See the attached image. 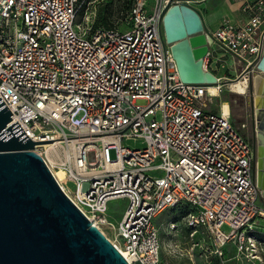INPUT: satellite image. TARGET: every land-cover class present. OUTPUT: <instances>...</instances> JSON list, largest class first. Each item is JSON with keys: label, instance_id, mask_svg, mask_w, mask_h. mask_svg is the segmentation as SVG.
I'll use <instances>...</instances> for the list:
<instances>
[{"label": "built area", "instance_id": "1", "mask_svg": "<svg viewBox=\"0 0 264 264\" xmlns=\"http://www.w3.org/2000/svg\"><path fill=\"white\" fill-rule=\"evenodd\" d=\"M129 1L128 25L115 29L93 28L87 11L77 22L79 0H0V99L12 113L4 128L17 120L32 141L53 139L32 150L100 230L113 226L110 199L126 198L111 242L129 264H170L160 257L153 219L176 207L189 236L203 232L211 241V253L223 256L231 243L237 255L253 258L262 247L257 232L264 233L254 151L240 131L245 124L208 103L210 85L218 94L227 81L249 80L257 70L264 0H235L240 16L207 28L203 67L217 64L208 69L217 78L210 85L179 79L161 30L170 0ZM228 68L236 74L227 76ZM135 138L140 146L124 144ZM47 149L68 152L64 179Z\"/></svg>", "mask_w": 264, "mask_h": 264}, {"label": "water", "instance_id": "2", "mask_svg": "<svg viewBox=\"0 0 264 264\" xmlns=\"http://www.w3.org/2000/svg\"><path fill=\"white\" fill-rule=\"evenodd\" d=\"M179 79L215 84L203 67L208 50L201 11L171 0L161 16ZM256 68L264 74V45ZM254 177L264 203V75L254 89ZM0 99V264H129L105 234L62 191L32 141ZM4 128V129H3Z\"/></svg>", "mask_w": 264, "mask_h": 264}, {"label": "rangeland", "instance_id": "3", "mask_svg": "<svg viewBox=\"0 0 264 264\" xmlns=\"http://www.w3.org/2000/svg\"><path fill=\"white\" fill-rule=\"evenodd\" d=\"M235 0H199L192 4L197 7L203 16V20L208 29L214 28L221 21L223 17L237 18L240 13L238 7L240 3H235ZM80 8L77 13L76 21L80 24L84 19L86 11L94 15L92 27H105L111 26L115 29H124L127 27L126 17L128 10L121 9V0H79ZM152 4V0H148L147 5ZM97 23V25H95ZM219 54L222 57L230 58V53L220 50ZM216 62L210 63V68L216 70ZM222 73V71H219ZM227 76H234L236 71L228 68ZM264 75L262 72L254 70L250 83L245 93H238L231 91L222 86V90L209 101V108L217 111L220 108V103L223 100L228 102L230 109L231 119L234 124L240 126L241 133L251 141L254 137V131L251 127L253 115L251 106L249 105L250 95L254 92L253 78L258 75ZM243 79V78H242ZM248 81V79H246ZM157 119L160 118V113L156 115ZM125 145L140 146L141 139H126ZM110 156L114 157V151L110 150ZM262 202V199H260ZM126 206V198L122 196L114 197L108 202L106 209V217L110 223L101 225V230L105 236L110 240H114L116 234L115 226L120 219L122 212ZM182 211L176 208H168L162 211L154 221L158 226V236L160 240V257L167 260L170 264H264V233L257 232L258 238L261 241L262 247L257 248V256L253 258L244 257V255H237L235 247L232 245L226 246L223 249V256H218L209 251L211 248V241L202 232H197L193 236H189V229H187L183 221ZM173 219L176 228L168 229L167 223L169 219ZM264 220H260L258 228L264 230Z\"/></svg>", "mask_w": 264, "mask_h": 264}, {"label": "bare ground", "instance_id": "4", "mask_svg": "<svg viewBox=\"0 0 264 264\" xmlns=\"http://www.w3.org/2000/svg\"><path fill=\"white\" fill-rule=\"evenodd\" d=\"M256 71L259 72L258 69ZM261 79H262V75L261 74H258V75H256L253 78L254 89H257V88L259 89ZM249 83H250V79L247 81L246 79L237 78V79H234V80H231V81H227L226 82V87H228V89H230L231 91H234V92H238V93H243L244 92L245 93L246 89L248 88V84ZM215 86H217V85H210V90L215 95H217ZM220 107L222 108L223 112L229 111V106H228V103H227L226 100L221 101ZM46 154H47V156L49 157V159H50V161L52 163H58L59 164V168L58 169L55 168L53 170L54 174L58 178L64 179L65 178V174H66V170L60 164H62V162H63V161L61 162L62 157L69 158L68 152L66 150H63V151L62 150H53V152H50L47 149ZM121 253H122V255H124V252H121Z\"/></svg>", "mask_w": 264, "mask_h": 264}, {"label": "flooded vegetation", "instance_id": "5", "mask_svg": "<svg viewBox=\"0 0 264 264\" xmlns=\"http://www.w3.org/2000/svg\"><path fill=\"white\" fill-rule=\"evenodd\" d=\"M263 76V75H262ZM250 100L252 99V94L250 95ZM249 105L251 106V111H252V115L254 114V105L253 103L250 101L249 102ZM253 131H254V136H255V128H254V123H253V120H252V125H251ZM251 145H252V148H253V151L255 149V138L253 137L252 140L250 141ZM254 157H255V154H254ZM253 162H254V159H253ZM253 175H254V166H253Z\"/></svg>", "mask_w": 264, "mask_h": 264}, {"label": "trees", "instance_id": "6", "mask_svg": "<svg viewBox=\"0 0 264 264\" xmlns=\"http://www.w3.org/2000/svg\"><path fill=\"white\" fill-rule=\"evenodd\" d=\"M123 3H121V9H125L128 10L129 6H130V1L129 0H121ZM95 25H97V23H95ZM101 28H111V26H105V27H101ZM264 226V224H263Z\"/></svg>", "mask_w": 264, "mask_h": 264}, {"label": "crops", "instance_id": "7", "mask_svg": "<svg viewBox=\"0 0 264 264\" xmlns=\"http://www.w3.org/2000/svg\"><path fill=\"white\" fill-rule=\"evenodd\" d=\"M234 2H235V3H239L238 1H234ZM239 16H240V15H239ZM239 16H238V17H239ZM216 26H217V25H216ZM216 26H215V27H216ZM157 217H158V216H156L154 219H156ZM154 219H153V221H154ZM169 220L171 221V220H173V219L171 218V219H169ZM168 222H169V221H168ZM154 223H155V225H156V222H155V221H154ZM157 227H158V226H157ZM229 245L232 246L233 244L228 243L226 246H229ZM226 246H225V247H226ZM233 246H234V245H233Z\"/></svg>", "mask_w": 264, "mask_h": 264}]
</instances>
